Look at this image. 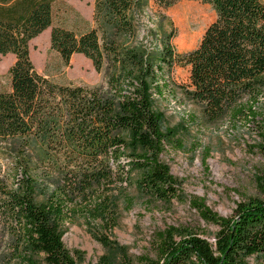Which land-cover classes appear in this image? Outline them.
I'll use <instances>...</instances> for the list:
<instances>
[{"label":"trees","instance_id":"16d2710c","mask_svg":"<svg viewBox=\"0 0 264 264\" xmlns=\"http://www.w3.org/2000/svg\"><path fill=\"white\" fill-rule=\"evenodd\" d=\"M179 1L93 0L92 26L76 34L53 25L56 0H0V56L15 59L8 89L0 91V228L7 237L0 264H78L62 243L65 222L91 206L113 221L111 186L131 172L153 199L176 197V181L161 161L172 134L152 106V93L162 94V77L174 65L188 69L182 95L206 121L257 126L264 160L256 112L264 106V0H187L214 13L187 53L174 52L171 35L153 48L138 40L136 15L151 8L160 14ZM47 29L50 50L64 64L81 55L97 73L106 66V86L57 84L38 73L29 42ZM10 143L15 162L5 172ZM52 174L59 183L43 190ZM261 177L257 197L237 203L232 217L192 203L217 227L214 242L168 227L156 235L155 257L146 264H264V166Z\"/></svg>","mask_w":264,"mask_h":264},{"label":"rangeland","instance_id":"374dc122","mask_svg":"<svg viewBox=\"0 0 264 264\" xmlns=\"http://www.w3.org/2000/svg\"><path fill=\"white\" fill-rule=\"evenodd\" d=\"M92 11L93 0H56L53 25L84 33L92 26ZM135 20L138 40L143 44L153 48L159 46L163 35H171L174 52L183 54L198 45L214 13L200 2L182 0L160 14L153 8L145 9ZM49 33L46 30L29 42V58L38 73L57 84L106 86V66L97 73L81 55H73L64 64L50 50ZM14 61L12 55L0 56V91L8 89L7 71ZM187 76V68L174 65L162 77V94L152 93V106L161 126L172 134L171 145L161 161L176 181V197L153 199L138 187L136 172H131L126 182L116 181L111 186L113 221L93 213L91 206L64 224L62 243L78 264H146L155 257L156 235L168 227L186 228L212 242L217 227L203 222L192 203L202 202L210 213L228 218L233 216L237 203L257 197L264 166L257 126L230 122L228 118L206 121L201 108L182 95L181 84ZM256 112L258 125L264 124V106ZM9 146L4 147L5 172L15 162L10 149L13 143ZM27 154L31 156V151ZM58 183L59 178L52 174L43 181L42 189L50 190ZM6 241L0 228V258L5 254Z\"/></svg>","mask_w":264,"mask_h":264},{"label":"built area","instance_id":"2783aa9c","mask_svg":"<svg viewBox=\"0 0 264 264\" xmlns=\"http://www.w3.org/2000/svg\"><path fill=\"white\" fill-rule=\"evenodd\" d=\"M212 242H214V239H213V241Z\"/></svg>","mask_w":264,"mask_h":264},{"label":"crops","instance_id":"0c3cea01","mask_svg":"<svg viewBox=\"0 0 264 264\" xmlns=\"http://www.w3.org/2000/svg\"><path fill=\"white\" fill-rule=\"evenodd\" d=\"M47 30H49V29H47Z\"/></svg>","mask_w":264,"mask_h":264}]
</instances>
